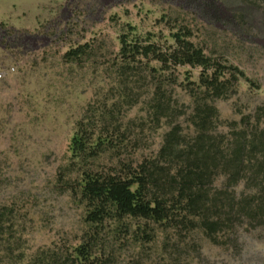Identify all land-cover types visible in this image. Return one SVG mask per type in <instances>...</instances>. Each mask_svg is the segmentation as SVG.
<instances>
[{
  "label": "rangeland",
  "instance_id": "rangeland-1",
  "mask_svg": "<svg viewBox=\"0 0 264 264\" xmlns=\"http://www.w3.org/2000/svg\"><path fill=\"white\" fill-rule=\"evenodd\" d=\"M179 29L212 62L243 73L234 82L225 73L230 90L209 101L214 134L230 137L245 128L243 119L252 126L259 116L264 129V0H0V209L11 211L24 253L19 264L72 255L90 235L92 254L109 264H264V223L243 218L216 235L218 244L197 227L140 218L94 227L67 186L80 176L69 150L77 124L99 113L100 129L116 125L126 145L100 154L92 165L100 172L156 157L173 126L193 134L202 68L122 56V40L169 52ZM80 45L86 54L66 62L64 54ZM157 92L169 116L155 115ZM247 186L240 181L236 196Z\"/></svg>",
  "mask_w": 264,
  "mask_h": 264
},
{
  "label": "trees",
  "instance_id": "trees-1",
  "mask_svg": "<svg viewBox=\"0 0 264 264\" xmlns=\"http://www.w3.org/2000/svg\"><path fill=\"white\" fill-rule=\"evenodd\" d=\"M172 37L175 46L169 52L158 51L151 45L129 48L126 40H122V56L130 59L152 55L164 68L168 65L202 68L203 90L193 94L190 116L193 134L184 135L179 126H173L165 133L156 157L136 166L122 163L119 170L100 172L92 167L100 154L117 148V144L126 145L116 125L105 123L100 129L99 113L96 119L77 124L69 150L79 164L80 176L67 186L86 207L85 220L94 227L111 217L140 218L166 227H197L212 243L218 244L216 235L243 218L264 223V129L259 128V116L252 126L248 119H243L245 128L234 131L230 137L214 134L216 108L209 101L227 94L232 85L230 79L237 81L243 73L205 57L189 41L187 30L179 29ZM86 52L87 45H80L63 57L71 62ZM225 73L230 79H221ZM152 104L155 115L170 114V105L163 100L162 93L155 94ZM219 178L224 179V184L217 188L214 183ZM242 180L247 181L249 193L237 197L234 188ZM10 217V210L0 209V264H19L24 259ZM96 243L90 235L73 249L72 255L42 254L28 264H109L92 254Z\"/></svg>",
  "mask_w": 264,
  "mask_h": 264
}]
</instances>
